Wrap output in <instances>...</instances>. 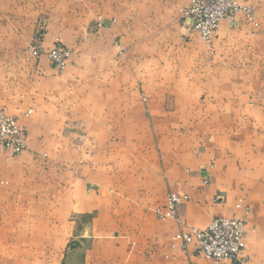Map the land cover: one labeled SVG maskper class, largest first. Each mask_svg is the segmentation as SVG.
Returning a JSON list of instances; mask_svg holds the SVG:
<instances>
[{
	"label": "crops",
	"instance_id": "obj_1",
	"mask_svg": "<svg viewBox=\"0 0 264 264\" xmlns=\"http://www.w3.org/2000/svg\"><path fill=\"white\" fill-rule=\"evenodd\" d=\"M188 1L0 0V108L27 138L0 153V264H264V0L210 42ZM216 216L244 221L242 263L175 240Z\"/></svg>",
	"mask_w": 264,
	"mask_h": 264
},
{
	"label": "built area",
	"instance_id": "obj_2",
	"mask_svg": "<svg viewBox=\"0 0 264 264\" xmlns=\"http://www.w3.org/2000/svg\"><path fill=\"white\" fill-rule=\"evenodd\" d=\"M252 16V9L238 0H189L184 10L192 29L205 41H210L222 20H231L237 13ZM32 56L46 54L50 63L57 69H64L69 62L71 50L60 42L45 48L40 39L29 46ZM26 148V134L23 126L4 111H0V153L18 154ZM187 196L170 192L167 196V210L163 217H176V206ZM245 223L233 216H216L205 228L191 226L188 230L177 231L175 240L181 246L197 243L198 252L205 258L217 262L242 263Z\"/></svg>",
	"mask_w": 264,
	"mask_h": 264
},
{
	"label": "rangeland",
	"instance_id": "obj_3",
	"mask_svg": "<svg viewBox=\"0 0 264 264\" xmlns=\"http://www.w3.org/2000/svg\"><path fill=\"white\" fill-rule=\"evenodd\" d=\"M185 10V9H184ZM184 10H183V13H184ZM190 21V20H189ZM190 25H191V23H190ZM191 28H192V26H191ZM215 34V33H214ZM214 36V35H213ZM213 38V37H212ZM39 39V38H38ZM212 40V39H211ZM210 40V41H211ZM210 41H206V42H210ZM56 42H60V41H56ZM61 43V42H60ZM0 111H4V112H6L7 114H9L10 116H13L18 122H19V120H18V118L16 117V116H14V115H12V114H10L7 110H6V108H0ZM20 124V123H19ZM21 125V124H20ZM22 126V125H21ZM24 128V127H23ZM25 131V130H24ZM26 146H27V138H26ZM21 153V152H20ZM12 155H15V154H12Z\"/></svg>",
	"mask_w": 264,
	"mask_h": 264
}]
</instances>
